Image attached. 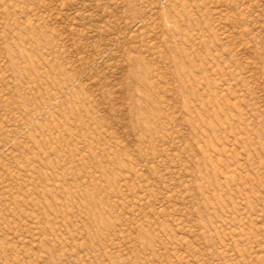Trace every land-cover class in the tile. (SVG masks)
<instances>
[{"label": "rangeland", "instance_id": "374dc122", "mask_svg": "<svg viewBox=\"0 0 264 264\" xmlns=\"http://www.w3.org/2000/svg\"><path fill=\"white\" fill-rule=\"evenodd\" d=\"M0 264H264V0H0Z\"/></svg>", "mask_w": 264, "mask_h": 264}]
</instances>
